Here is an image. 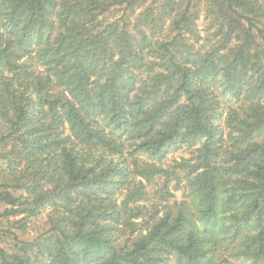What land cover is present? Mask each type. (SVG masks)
I'll return each mask as SVG.
<instances>
[{
	"label": "trees",
	"instance_id": "1",
	"mask_svg": "<svg viewBox=\"0 0 264 264\" xmlns=\"http://www.w3.org/2000/svg\"><path fill=\"white\" fill-rule=\"evenodd\" d=\"M0 209V264H264V0H0Z\"/></svg>",
	"mask_w": 264,
	"mask_h": 264
},
{
	"label": "rangeland",
	"instance_id": "2",
	"mask_svg": "<svg viewBox=\"0 0 264 264\" xmlns=\"http://www.w3.org/2000/svg\"><path fill=\"white\" fill-rule=\"evenodd\" d=\"M207 25V21L204 19L202 16L201 20L199 21V29L202 32V36H206L207 30L205 29ZM189 157V152L185 149H182L180 151L171 153L168 155L167 159L164 161V165L166 167H169L174 161L176 160H181V158ZM177 199L181 201L183 199L182 192H177ZM0 211H2L0 209ZM46 215L47 212L43 213L37 218L32 219L26 229H19V228H11L10 224L4 221L3 223L0 224V230L4 229L5 231L7 229H10L12 233L17 234L22 240L25 241H32L36 238H38L40 235L44 233L46 230ZM18 219V218H17ZM15 221V219H13ZM12 220V221H13ZM1 221V220H0ZM19 226V224L17 225ZM0 245L6 246V247H12L13 245V236L10 234H5L0 232Z\"/></svg>",
	"mask_w": 264,
	"mask_h": 264
}]
</instances>
